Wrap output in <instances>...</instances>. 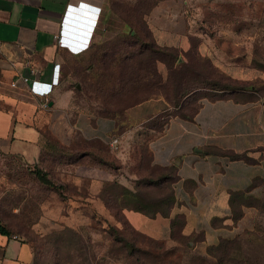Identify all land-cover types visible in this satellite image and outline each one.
<instances>
[{
	"label": "rangeland",
	"instance_id": "rangeland-1",
	"mask_svg": "<svg viewBox=\"0 0 264 264\" xmlns=\"http://www.w3.org/2000/svg\"><path fill=\"white\" fill-rule=\"evenodd\" d=\"M149 22L188 42L173 51L159 48ZM203 40L221 58L247 64L264 77V0H107L89 53L71 64V82L75 101L91 116L110 114L116 127L111 137L120 139L121 153H102L94 148L101 142L79 136L70 141L71 153L44 152L34 166L0 153V225L31 247L32 264H264V178L238 201L236 211L239 204L250 209L238 234L212 249L155 242L123 216L127 208L165 212L168 207L169 184L148 164L149 144L167 118L193 113L201 98L240 88L199 56ZM158 98L169 107L163 120H127L124 108ZM84 153L88 159L78 162ZM99 158L112 174L102 176V213L94 204L85 206L88 179L71 177ZM35 171L56 189L39 183ZM150 179L155 186L148 185ZM153 244L161 249L153 251Z\"/></svg>",
	"mask_w": 264,
	"mask_h": 264
},
{
	"label": "crops",
	"instance_id": "crops-1",
	"mask_svg": "<svg viewBox=\"0 0 264 264\" xmlns=\"http://www.w3.org/2000/svg\"><path fill=\"white\" fill-rule=\"evenodd\" d=\"M106 4L107 0H0V153L34 166L44 152L71 153L74 136L99 141L109 149L116 127L77 104L71 82V64L89 53ZM148 25L161 48L178 49L188 42L185 36ZM197 53L240 88L222 91L225 95L218 98H201L188 119L167 118L148 147L151 165L170 187L173 202L167 216L156 212L149 217L134 208L125 209L123 216L134 231L169 246L174 245L171 223L181 218L182 235L198 238L196 245L207 248L238 234L250 209L243 207L235 219L231 197L251 196L257 189L253 184L264 178V157L256 156L264 154V77L247 64L221 58L204 40L199 41ZM32 82L51 84V93L34 95ZM167 111V103L158 98L128 109L126 118L163 120ZM232 154L249 161L231 160ZM88 157L84 153L78 162ZM83 167L84 173L71 177L88 179L85 206L94 204L102 213V176L110 179L112 174L98 162ZM33 258L27 243L0 234V264H32Z\"/></svg>",
	"mask_w": 264,
	"mask_h": 264
},
{
	"label": "trees",
	"instance_id": "trees-1",
	"mask_svg": "<svg viewBox=\"0 0 264 264\" xmlns=\"http://www.w3.org/2000/svg\"><path fill=\"white\" fill-rule=\"evenodd\" d=\"M159 47V46H158ZM159 48H161V47H159ZM161 49H163V50H169V51H173V49L172 48H167V47H163V48H161ZM97 93V92H96ZM143 102V101H142ZM136 104H138V103H132V105H129L128 107H126V108H124V110H126V109H130L131 107H134ZM196 109H197V107L195 108V110H194V112L193 113H191V114H186V115H175V116H177V117H180V118H182V119H188V118H190L194 113H195V111H196ZM95 118H97V119H99V118H102V119H111V117H110V114L107 112V111H105V112H103V111H99V112H96V115H95ZM163 126V125H162ZM162 128V127H161ZM161 128L158 130L159 132H160V130H161ZM157 131V132H158ZM90 146H93L92 144H90ZM95 146H97V147H94V148H98L97 150L98 151H100V152H102V153H106L107 151V147H105L104 145H102V144H100V143H96L95 144ZM108 151H109V149H108ZM149 158H150V156H149ZM230 159L231 160H245V161H249L244 155H237V154H232L231 156H230ZM99 161H97L99 164H101V159L99 158L98 159ZM149 166L151 167V168H153L154 169V171H156V172H158V169L157 168H155V167H153L152 165H151V159H149ZM101 165H103V163L101 164ZM34 175H35V177H36V179L39 181V183H41L42 185H44V186H46V187H49V188H53V189H56V187H55V185L47 178V176L44 174V173H42L41 171H35V173H34ZM150 177H152V176H150ZM162 180V179H161ZM155 184H156V182L155 181H152L151 179L149 180V182H148V185L150 186V187H152V186H155ZM242 198H246L243 194H233L232 195V197H231V205H232V207H233V215H234V218L235 219H238L241 215H242V213H241V209L243 208V207H246V208H248L247 206H245V205H243V204H239V209L236 211L235 209H236V207H237V204H238V201L239 200H241ZM172 202H173V198H172V195H170L169 196V198L167 199V201H166V206H170L171 204H172ZM134 209H136V210H138V211H140V212H143V213H145L147 216H149V217H154L155 216V213L156 212H161L162 213V215H164V216H167V214H166V212H163V211H160L159 209H155L154 210V212H146L145 210H143V209H138V208H134ZM238 214V215H237ZM237 215V216H236ZM182 226H183V220L181 219V218H175L173 221H172V223H171V235H170V238H171V240L173 241V243H174V245H175V243L176 244H184V245H186V246H189L190 244H192V245H196V240H198V238L197 239H193V237H185V236H183L182 235V233H181V229H182ZM0 234H2V235H6V236H9L10 234L8 233V231L5 229V228H3V227H1L0 226ZM228 240H230V239H226V240H222V241H220L219 242V244L221 243V242H223V241H228ZM153 241H155V240H153ZM155 242H160V243H165V242H162V241H155ZM166 244V243H165ZM219 244L218 245H216V246H212V247H207V248H205L206 250L207 249H212V248H215V247H217V246H219ZM154 245V247H152V250L153 251H155V250H158V249H161L159 246H157V244H153ZM173 245V246H174ZM199 246V245H198ZM199 248H201V246H199ZM208 254V253H207ZM208 255H210V254H208Z\"/></svg>",
	"mask_w": 264,
	"mask_h": 264
},
{
	"label": "built area",
	"instance_id": "built-area-1",
	"mask_svg": "<svg viewBox=\"0 0 264 264\" xmlns=\"http://www.w3.org/2000/svg\"><path fill=\"white\" fill-rule=\"evenodd\" d=\"M60 43V41H59ZM61 44V43H60ZM28 79L24 78L23 82L27 83ZM58 82L55 84L57 85ZM13 87H15V83L12 84ZM52 85L51 84H44V83H38V82H32L30 85V91L37 96L40 97H46L51 93ZM43 108H46L47 105L43 104ZM110 151L114 154L121 153V141L117 137H111L107 143Z\"/></svg>",
	"mask_w": 264,
	"mask_h": 264
},
{
	"label": "bare ground",
	"instance_id": "bare-ground-1",
	"mask_svg": "<svg viewBox=\"0 0 264 264\" xmlns=\"http://www.w3.org/2000/svg\"><path fill=\"white\" fill-rule=\"evenodd\" d=\"M16 89H18V88H16Z\"/></svg>",
	"mask_w": 264,
	"mask_h": 264
},
{
	"label": "water",
	"instance_id": "water-1",
	"mask_svg": "<svg viewBox=\"0 0 264 264\" xmlns=\"http://www.w3.org/2000/svg\"><path fill=\"white\" fill-rule=\"evenodd\" d=\"M78 88V87H77Z\"/></svg>",
	"mask_w": 264,
	"mask_h": 264
}]
</instances>
